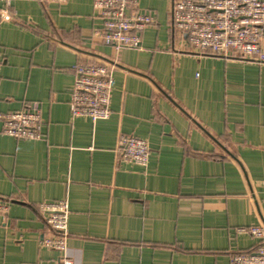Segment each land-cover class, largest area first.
Instances as JSON below:
<instances>
[{"label": "crops", "instance_id": "0c3cea01", "mask_svg": "<svg viewBox=\"0 0 264 264\" xmlns=\"http://www.w3.org/2000/svg\"><path fill=\"white\" fill-rule=\"evenodd\" d=\"M0 13V113L41 108L45 136L0 133V264H61L42 204L69 205L79 264H228L263 224L264 64L198 56L174 32L172 0H139L154 24L138 50L103 44L94 0ZM4 5L0 3V11ZM264 51V43H263ZM112 67L111 117L73 119L74 68ZM2 123L0 122V131ZM121 137L144 140L147 167L118 163Z\"/></svg>", "mask_w": 264, "mask_h": 264}, {"label": "built area", "instance_id": "2783aa9c", "mask_svg": "<svg viewBox=\"0 0 264 264\" xmlns=\"http://www.w3.org/2000/svg\"><path fill=\"white\" fill-rule=\"evenodd\" d=\"M43 7L64 6L68 0H38ZM4 9L1 20L10 16V1L0 0ZM139 0H94V10L102 22L103 44L115 51L138 50L141 35L154 24L153 18L138 12ZM172 26L184 39L191 52L198 56L223 60H241L264 64V0H172ZM75 83L70 102L73 119L89 118L94 123L111 117V97L115 86L114 69L99 65H79L74 68ZM1 82V66H0ZM4 136L19 141H37L45 136L46 126L41 108L31 104L25 111L0 113ZM151 150L141 139L121 137L118 143V163L147 167ZM51 236L42 245L59 252L61 264H79L69 247V205L65 201L42 204ZM17 206L0 197V217L13 221ZM238 235L256 242L250 253L229 255L228 264H264L263 224L240 228Z\"/></svg>", "mask_w": 264, "mask_h": 264}]
</instances>
